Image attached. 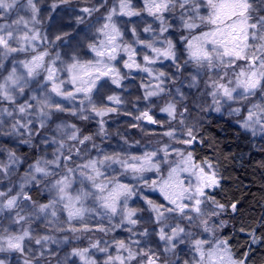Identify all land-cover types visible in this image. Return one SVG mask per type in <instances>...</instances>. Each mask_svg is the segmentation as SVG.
<instances>
[{
	"label": "snow or ice",
	"instance_id": "snow-or-ice-1",
	"mask_svg": "<svg viewBox=\"0 0 264 264\" xmlns=\"http://www.w3.org/2000/svg\"><path fill=\"white\" fill-rule=\"evenodd\" d=\"M82 11L91 16L99 8ZM40 13L38 0H0V134L32 144L34 137L48 131L51 136H42L41 142L56 145L51 158L29 164L18 183L11 179L21 163L16 152L9 150L6 162L0 161V181L9 180L0 187V215L8 213L11 222L20 225L19 232L3 229L0 253H18L23 264H52L50 258L56 264H68L70 258H78L79 264H101L96 253L104 254L102 264H246L247 254L237 259L228 239L217 234L224 225L212 219L225 210L208 192L220 186L217 171L209 161L197 162L191 151L175 145L191 146L198 139L196 123L186 116L190 109L185 80L189 89L200 93L193 110L219 113L227 108L242 129L264 134V0H142L138 6L133 0H117L96 29L100 39L88 45L95 58L87 62L75 55L66 62L59 53L49 58L48 51H36L37 41H48L37 28ZM173 33L179 34V41ZM129 34L131 39L126 38ZM60 40L62 36H55ZM118 58L123 68L150 77L137 100L165 101L159 109L168 117L163 122L154 118L150 106L137 109L135 121L162 129L155 133L158 146L140 154L129 151L133 146L126 138L127 148L102 146L109 138L104 117L125 103L110 87L122 88L128 75L116 66ZM164 60L176 71L169 74L155 67ZM64 73L67 80L61 78ZM64 113L81 121L96 120L98 131L84 134L76 123H57ZM40 187L51 194L47 203L34 201L30 194ZM145 190L159 191L164 202L149 198ZM135 200L143 206H131ZM231 209L236 212V204ZM60 212L67 214L62 222ZM41 216L52 218L48 226L53 232L106 236L121 229L129 235L90 240L61 260L50 245L67 244L69 237L34 235L31 222ZM89 217L99 218L95 227ZM250 235L253 243L259 242L254 231ZM71 264L77 260L71 259Z\"/></svg>",
	"mask_w": 264,
	"mask_h": 264
},
{
	"label": "rangeland",
	"instance_id": "rangeland-1",
	"mask_svg": "<svg viewBox=\"0 0 264 264\" xmlns=\"http://www.w3.org/2000/svg\"><path fill=\"white\" fill-rule=\"evenodd\" d=\"M77 0H68V3H61V0H38V7L41 9L40 13V20L41 23L37 25V28L40 30L41 35H47L48 41H37V52H40L38 47L42 46L43 43L47 44L49 41H55V36L60 35L62 37H65L69 33H72L71 37L66 39L64 41V44L56 48V50L51 52V56L49 58L55 57L57 53L60 54V57L62 60L66 62H70L71 57L75 55L81 62H87L89 60H93L95 58V54L90 51L88 45L90 43L98 41L100 37L96 33V29L100 26L101 23H103V16L107 14V11L117 2V0H111L110 6L108 5V9L104 14H99L93 16V13L91 16L88 15V13H85L82 11L84 8H98L105 0H83L86 2L85 4L88 6H77L76 4ZM142 2V0H133L134 5H139ZM57 4V7L55 9L52 8V4ZM75 3V4H74ZM23 14V13H22ZM14 18V17H13ZM78 18L83 19V23L78 22ZM120 19H127L126 17L120 18ZM135 19V18H133ZM127 27H131V25H128ZM66 34V35H65ZM127 39H131L130 34L126 37ZM173 38L175 41H179V34L173 33ZM50 44V43H49ZM46 50V46H43ZM42 48V49H43ZM41 49V51H42ZM143 51L146 50H141ZM123 56V54H121ZM20 58L23 59L24 54L20 55ZM126 59V57H124ZM138 60L142 61V54L140 57H138ZM183 60V57L181 58V62ZM59 63V62H58ZM116 66L121 70L122 74H128L127 78L122 81L123 87L122 88H115L114 85H109L111 88H113L114 92L116 94H119L121 98L125 101L124 104L119 106V111L112 113L115 115V117H108L104 119L106 121L105 127L109 133V138L104 141V144L102 145L105 148H108L109 150L119 148L121 145H123V139L126 138V134L128 133L129 129L132 128L133 123H139L142 127H140V133L143 135H146L148 141L143 142L140 138L134 137L132 139H127L128 144L132 145L129 149L133 154H140L141 152L148 150L151 146H158L157 141L159 137L156 135L154 137L156 132L162 131L159 125H151L148 124L146 121H135L134 116L138 115L139 110H146V106H150L152 109V113L154 114V118L160 120V121H166L168 119L167 114L160 112V107L164 106L165 101L161 100L159 97L152 98L155 103L151 104L149 101H144L143 99L137 100V97H142L144 93V88L142 85L148 84L150 81V77L146 73H143L137 69H125L123 68V60L118 58V61L115 62ZM157 69L160 71H164L166 73H173L176 71L175 67L172 65L170 61L164 60L162 63H158L155 65ZM62 79L67 80V74L64 73L61 76ZM154 83V82H153ZM188 81H184V88L183 91L188 95V106H189V113L186 114L188 117L189 123H196V131H197V142H199L200 138V126H202L203 123H205L209 117H223L228 118L232 120L236 125L240 127V125L237 123L238 118L236 116H230L228 114L227 108L222 109L221 112L217 113L215 111H200L199 108H196L193 110V105L198 103L197 97H199L200 93L196 91V89H189L187 87ZM66 88L70 89L71 85L66 84ZM166 87L173 88L174 86L171 83L166 84ZM201 91H203V84H201ZM112 94V93H108ZM78 103V102H77ZM208 103L210 104V98H208ZM234 107L237 105H233ZM126 112H130L131 115H126ZM118 115V117H117ZM98 119V118H97ZM61 121H66L65 119H60L57 121V123H60ZM96 123V120H93ZM68 123H71L70 121H66ZM97 124V123H96ZM98 126V124H97ZM166 126V125H165ZM79 127V126H78ZM55 128V125H54ZM96 129V126L94 127ZM8 126H4V130L7 131ZM84 129H87L84 127L82 129V132ZM154 129V131H153ZM97 130V129H96ZM98 131V130H97ZM95 131V132H97ZM257 136L260 138H264V134L257 133ZM8 135L0 134V140L6 138ZM42 136H51V132L43 134ZM42 136L37 138L36 141L42 143ZM15 142H21V138H18L16 136H10ZM139 141V144H136V142ZM150 141V143H148ZM195 142V143H197ZM97 143H100L99 139L97 140ZM194 143V144H195ZM25 144V143H23ZM44 146L46 144L42 143ZM186 146V145H180L176 144L175 147L186 149L189 151L190 148L194 145ZM10 145V144H9ZM27 145V144H26ZM1 146V145H0ZM11 146V145H10ZM125 148L128 147V145H123ZM3 150L0 149V161L7 160V153L9 151L8 148H5L4 146ZM56 145H48V148H46L43 152L37 155L36 159L47 157L51 158L52 152L55 150ZM6 151V152H5ZM14 151V150H11ZM35 162V161H34ZM33 162V163H34ZM32 164V163H29ZM29 164H25L24 167H20V164L18 165V170L16 175H14L11 179L14 182H19V178L25 174V172L28 170ZM149 177L155 178L153 173L147 174ZM183 176H186L187 174H182ZM126 181L129 178H122ZM9 184L8 179H3L0 181V187H5ZM41 194H44L43 200H35L38 203H47L49 199H51V194H49L45 189L41 192ZM145 194L149 196V198L153 199L156 202H164L163 196L159 193V191H148L145 190ZM211 195V194H210ZM212 196V195H211ZM213 197V196H212ZM216 200V199H215ZM131 206L137 207V206H143V202L139 200H135V202H130ZM8 213H4L0 215V235H4L3 229L7 228L9 232H19L20 231V225L13 224L11 220L8 218ZM58 216L60 218V221L66 220V212H60L58 213ZM52 219L49 217L48 219H45L43 216L39 218H33L31 222V229L34 233V235H55L58 239H63L64 236L69 237V242L67 244H61L59 246L57 245H50V247L56 249V255L63 260L67 253L71 252V249L73 247H87L89 245V236L84 235L82 236L81 233L73 234L71 232H53L51 228L48 226V221ZM89 225L92 227H95L98 221L97 218H86ZM215 222L217 221L216 217L212 218ZM74 224L79 226L78 221H73ZM107 223V221H105ZM27 227V225H25ZM65 228H68L69 225L67 223L64 224ZM98 233V234H96ZM129 234L121 229H116L113 232L108 233V235H104V233L101 232H94L90 236V239L92 241L96 239H104L111 241L113 237H116L117 239H123L126 238ZM79 237V238H77ZM85 240V241H84ZM87 243V244H86ZM83 244H85L83 246ZM34 248L38 249V246H35L33 244ZM96 256L99 258L101 264L104 258V254L102 253H96ZM6 262L5 264H23V257H21L18 253H0V259L5 258ZM52 259V264H56L55 258ZM71 259H76L77 264H79L78 258H70L68 261V264H71Z\"/></svg>",
	"mask_w": 264,
	"mask_h": 264
},
{
	"label": "trees",
	"instance_id": "trees-1",
	"mask_svg": "<svg viewBox=\"0 0 264 264\" xmlns=\"http://www.w3.org/2000/svg\"><path fill=\"white\" fill-rule=\"evenodd\" d=\"M85 3L83 0L76 1L77 6L89 5ZM110 3L111 0H105L102 3L103 6L98 7L99 11L93 12V16L104 14ZM71 35L72 33H69L54 44L43 43L38 49L41 52L43 46H46V50L51 54ZM42 51H45V48ZM108 117H115V115L110 113L104 119ZM60 119L76 123L81 130L86 127L87 129L83 130L84 134H94L98 130L93 120L81 121L67 113L60 114ZM51 127L54 129V124ZM46 133L49 132H43L42 135ZM125 136L129 140L137 137L143 142L148 141L146 135L140 133L139 128H130ZM153 136L156 137V134ZM39 137H34L32 144L26 145L6 136L0 140V149L4 151L2 147L4 146L14 150L20 157V167H24L25 164L33 163L37 155L48 148V145L44 146L36 141ZM199 138L200 141L195 143L189 151L197 162L207 160L213 165L218 173L220 186L208 189V192L216 201L225 205V210L216 217L215 224L224 225L222 228H217V234L228 239L237 259H243L247 254L246 264H264V138L252 135L251 132L245 131L228 118L214 116L209 117L200 126ZM43 190V187L30 189L34 201L43 200L45 197L41 194ZM232 204H236V212L232 211ZM253 231L259 238L257 243H253L250 235ZM92 234L94 232L83 233L82 236L88 235L90 241Z\"/></svg>",
	"mask_w": 264,
	"mask_h": 264
},
{
	"label": "water",
	"instance_id": "water-1",
	"mask_svg": "<svg viewBox=\"0 0 264 264\" xmlns=\"http://www.w3.org/2000/svg\"><path fill=\"white\" fill-rule=\"evenodd\" d=\"M147 122V121H146Z\"/></svg>",
	"mask_w": 264,
	"mask_h": 264
}]
</instances>
